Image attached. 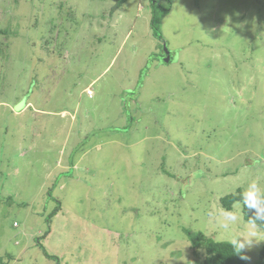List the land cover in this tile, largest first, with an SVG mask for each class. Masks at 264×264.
I'll return each instance as SVG.
<instances>
[{
  "label": "rangeland",
  "instance_id": "obj_1",
  "mask_svg": "<svg viewBox=\"0 0 264 264\" xmlns=\"http://www.w3.org/2000/svg\"><path fill=\"white\" fill-rule=\"evenodd\" d=\"M170 1L164 48L149 0H0V264H193L184 228L230 240L209 213L264 186V0Z\"/></svg>",
  "mask_w": 264,
  "mask_h": 264
},
{
  "label": "trees",
  "instance_id": "obj_2",
  "mask_svg": "<svg viewBox=\"0 0 264 264\" xmlns=\"http://www.w3.org/2000/svg\"><path fill=\"white\" fill-rule=\"evenodd\" d=\"M124 2L125 0H117L113 9L119 7ZM166 2L168 3L166 6L161 4L159 0H149L148 4L151 8L150 28L152 30V35L157 40L163 42L164 46H166V44L160 30V22L162 18L169 13L171 5L170 0H166ZM139 82L141 85V81ZM138 90L131 94H137L139 92ZM241 192V189L238 188L234 191V193L226 194L220 197L219 203L221 207L224 210L227 209L232 211L233 206L240 200ZM50 196L52 197L51 194ZM59 209V207H56L54 212H57ZM241 213L246 222H249L252 219V212L246 207H241ZM260 227L264 229V225H261ZM183 232L188 241L191 243V247L193 249V264H249L247 259L241 258V256H244L243 252H241V254H237L233 251L232 245L229 241H216L214 238L206 236L202 231H191L188 228H184ZM45 255L47 257H52L46 252ZM259 256V259L254 264H264V243Z\"/></svg>",
  "mask_w": 264,
  "mask_h": 264
},
{
  "label": "clouds",
  "instance_id": "obj_3",
  "mask_svg": "<svg viewBox=\"0 0 264 264\" xmlns=\"http://www.w3.org/2000/svg\"><path fill=\"white\" fill-rule=\"evenodd\" d=\"M246 207L252 212V219L249 221L251 228L246 234L240 235L233 231V226L242 222L241 207ZM239 211L223 210L220 213H209L214 218L215 224L223 234L230 237L232 249L237 254H241L246 247L252 246L254 243L264 241V237L260 234L264 229L260 226L264 225V186L257 180L248 181L244 190L240 193L238 201ZM259 222V223H257ZM243 239H238V238ZM242 259L247 257L241 256Z\"/></svg>",
  "mask_w": 264,
  "mask_h": 264
},
{
  "label": "built area",
  "instance_id": "obj_4",
  "mask_svg": "<svg viewBox=\"0 0 264 264\" xmlns=\"http://www.w3.org/2000/svg\"><path fill=\"white\" fill-rule=\"evenodd\" d=\"M87 94H88V96H91V95H92V91H91V89H89V90L87 91ZM14 225H17V224L14 222Z\"/></svg>",
  "mask_w": 264,
  "mask_h": 264
},
{
  "label": "bare ground",
  "instance_id": "obj_5",
  "mask_svg": "<svg viewBox=\"0 0 264 264\" xmlns=\"http://www.w3.org/2000/svg\"><path fill=\"white\" fill-rule=\"evenodd\" d=\"M88 96V94H86ZM88 97H91V96H88Z\"/></svg>",
  "mask_w": 264,
  "mask_h": 264
},
{
  "label": "water",
  "instance_id": "obj_6",
  "mask_svg": "<svg viewBox=\"0 0 264 264\" xmlns=\"http://www.w3.org/2000/svg\"><path fill=\"white\" fill-rule=\"evenodd\" d=\"M165 47V46H164ZM167 61H169V60H167Z\"/></svg>",
  "mask_w": 264,
  "mask_h": 264
}]
</instances>
